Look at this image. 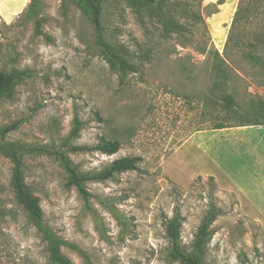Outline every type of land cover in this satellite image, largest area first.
Wrapping results in <instances>:
<instances>
[{
    "label": "rangeland",
    "instance_id": "obj_1",
    "mask_svg": "<svg viewBox=\"0 0 264 264\" xmlns=\"http://www.w3.org/2000/svg\"><path fill=\"white\" fill-rule=\"evenodd\" d=\"M218 1L226 4L219 7L221 48L213 40L219 20L211 14ZM37 2L32 13L0 23V70L30 72L12 97L0 100V141L2 130L16 124L6 142L49 149L24 155V176L45 224L83 252L63 247V254L74 264H180L166 233L176 208L184 218L179 245L192 254L215 205L222 213L210 228L203 263L264 264V125L239 126L227 112L224 93L213 86L209 52L215 48L224 60L223 89L238 109L264 103V68L250 58L264 60V9L259 19L242 16L233 25L240 0H163L153 9L104 3L105 40L136 69L122 74L97 46L83 5ZM164 17L184 31L167 30ZM75 116L81 131L69 139ZM219 123L227 127L215 130ZM101 138L118 141V153L77 150ZM57 151L89 175L117 159L140 161L135 171L87 181L84 200L69 185ZM12 170L0 153V264H53L16 197Z\"/></svg>",
    "mask_w": 264,
    "mask_h": 264
},
{
    "label": "trees",
    "instance_id": "obj_2",
    "mask_svg": "<svg viewBox=\"0 0 264 264\" xmlns=\"http://www.w3.org/2000/svg\"><path fill=\"white\" fill-rule=\"evenodd\" d=\"M109 1L111 0H77V2L80 5H83L84 8L88 11L91 23L95 31L96 44L103 51V54L105 55L110 65L122 74L126 71L135 72L136 69L128 64L124 56L120 52L115 50L105 40L104 28L101 20L102 5ZM125 1L132 7H145L148 9L158 8L163 2V0ZM224 3L225 2L223 1H218L217 4L211 5L215 8V10L211 12V14H217L219 12V7L222 6ZM37 5V0H32L31 5L28 8L29 13H32L37 8ZM263 9V0H240L238 9L234 16L233 25L242 16L246 17L248 21L250 20V18H253V16L259 19L261 16H263V12L261 11ZM196 18H199L200 21H203L201 15H196ZM262 21L264 26V16L262 18ZM162 23L169 31H184V27L174 19H167L166 17H164ZM230 39L231 37L229 36L228 41ZM200 50L202 53H206L207 51L203 48H200ZM209 52L211 53V57L213 58V73L214 77L216 78L213 86L215 90H219L224 93V95L222 96V104L227 110V112L229 114H233L241 120L239 126L264 125V103L261 101H251L250 108L248 111L238 109L234 98L230 94L226 93L223 89V86L225 87L229 84V71L228 69L224 68L226 67L224 60L220 56L219 52L215 50V48H213ZM250 58L255 60L264 68V60L255 55L250 56ZM29 77L30 72H28L27 70L20 71L12 69L10 72H7L6 70H0V100L4 97H12L15 88ZM81 127L82 123L80 122L78 116H75L73 128L70 132L69 139L77 137L81 131ZM226 127L227 126L225 123H219L215 126L214 129L220 130L225 129ZM14 129H16V124H13L2 130L0 141V153L9 158L13 164L12 185L16 193V197L18 201L23 205L30 221L38 230V232L42 235L43 240L47 244L49 259L51 263L74 264L68 257L63 254L62 248L71 247L72 249L77 250L82 255L83 252L76 246H72L57 237L53 233V231L45 224L43 219V212L39 204V199L32 194L30 188L25 182L23 160L24 155L50 153V151L45 147L37 148L19 143L6 142L5 136ZM91 149H94L102 154L112 156L118 153V151L120 150V143L118 141H108L105 138H101L99 140V143L95 147H83L77 150ZM56 155L58 156L61 165L63 166L68 175L69 185L75 187L84 200H88L90 197V193L85 189L84 186L87 181H106L114 178L116 175L135 171L140 161V159L138 158L131 157L117 159L113 161L102 172L94 175H89L79 173L66 152L57 151ZM221 213L222 212L215 205L210 206V210L201 222L197 234L195 236V241L193 244L194 250L192 254H187L182 250L179 245L180 232L184 218L182 217L178 208H176L175 215L168 222L166 227L167 237L172 243V259L178 261L180 264H204L203 255L205 247L210 237V228L214 221L217 219V217L221 215ZM114 215L115 218L119 221V223H123L124 225L122 218L116 213H114Z\"/></svg>",
    "mask_w": 264,
    "mask_h": 264
},
{
    "label": "crops",
    "instance_id": "obj_3",
    "mask_svg": "<svg viewBox=\"0 0 264 264\" xmlns=\"http://www.w3.org/2000/svg\"><path fill=\"white\" fill-rule=\"evenodd\" d=\"M32 0H0V23H11L25 13L31 5ZM226 4L222 5L224 8ZM223 11L213 15L219 20L215 24L214 44L217 48L224 45L226 33L220 28L221 14Z\"/></svg>",
    "mask_w": 264,
    "mask_h": 264
}]
</instances>
